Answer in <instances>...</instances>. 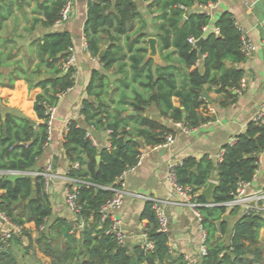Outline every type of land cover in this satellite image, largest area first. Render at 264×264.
I'll list each match as a JSON object with an SVG mask.
<instances>
[{
  "label": "trees",
  "instance_id": "trees-1",
  "mask_svg": "<svg viewBox=\"0 0 264 264\" xmlns=\"http://www.w3.org/2000/svg\"><path fill=\"white\" fill-rule=\"evenodd\" d=\"M217 1L141 0L152 17L154 37L159 42L163 61L159 65L148 57V19L137 0H87V50L106 72L121 78L111 82L107 74L92 72L87 87L91 99L83 100L81 109L84 124L71 121L64 137L63 150L69 161L67 187L76 193L74 221H51L53 208L45 179L26 174L44 153L49 108L56 107L60 96L75 84V68L64 67L72 55V35L67 30L52 29L70 0H37L27 31L32 35L40 25L44 35L30 41L24 54L26 64L22 58L14 60L20 50L14 39L20 37L18 27L14 25L7 37H0V67L11 68L6 76L0 72V86L13 89L15 82L23 79L30 91L42 89L33 104L40 123L28 117L0 115V213L20 228L8 245L2 244L0 235V264H19L14 249L24 248V239L28 242L25 250L35 246L51 264H188L183 256L173 259L169 232L159 231L152 201L145 204L141 214L147 221L152 250L139 245L129 249L114 234L106 233L111 220L101 221V209L113 198L112 188H120L122 174L136 165L144 147L163 145L168 136L175 135L178 123L191 129L214 121L215 115L208 113L210 105L226 108L237 101L239 95L234 88L244 77L237 66L247 56L236 20L230 12H223L215 23L216 34L205 30L212 23L207 12L192 11ZM26 2L0 0V33L15 10L22 9ZM191 38L196 43L204 39L200 51ZM35 59L38 62L33 66ZM42 74L56 78L40 81ZM205 92L220 98L207 100ZM150 107L156 109L161 121L146 115ZM92 131H107L108 145L94 143L89 135ZM263 152L264 123L253 119L244 133L223 147L220 162L204 155L200 159L188 157L175 165V183L182 189L189 188L193 201L201 205L197 209L207 253L196 264H264L260 239L264 213L242 214L237 205L231 204L238 187L254 180ZM10 173L23 174L11 181ZM212 180L217 187L209 203L200 192ZM227 217L237 218L230 232ZM81 222L84 226L77 236L72 231ZM29 223L34 224L36 237L27 227Z\"/></svg>",
  "mask_w": 264,
  "mask_h": 264
},
{
  "label": "crops",
  "instance_id": "crops-1",
  "mask_svg": "<svg viewBox=\"0 0 264 264\" xmlns=\"http://www.w3.org/2000/svg\"><path fill=\"white\" fill-rule=\"evenodd\" d=\"M137 1L141 12L148 19V32L151 37L156 39L157 55L150 57L149 49L148 57L153 58L156 64H163L159 42L154 37L155 30L151 25L152 17L147 14L145 4L141 0ZM37 4V0H27L22 9L15 10V16L10 18L7 22L8 26L0 33V37L5 38L14 25L18 27L17 34L20 37L15 36L14 39L20 50L14 60L22 58L24 64L27 62L24 54L28 51L30 41H36L44 35V30L40 25L32 35H29L27 31L35 16L34 10ZM70 4L68 19L65 22L57 23L52 29L67 30L72 35L71 56L74 57L75 84L71 90L59 98L54 114L52 139L45 146L44 153L34 169L26 173L36 176L40 171H44L47 165L52 166L53 178L48 191L53 208L51 221L57 218L75 220V213L69 208L66 201L69 161L64 154L63 142L71 121L84 124L81 109L83 100L88 98L87 87L92 72L98 70L107 74L111 82L121 78L119 74L106 72L99 60L93 58L86 48L84 24L87 18V0H70ZM192 11L207 12L211 16L212 23L206 31L213 33H216L215 23L223 12H230L233 15L238 27L255 46V49L247 55L246 61L237 66L244 71L248 85L233 105L226 108L210 105L215 108L214 121L190 132H184L182 128L176 126L174 141L166 148L144 147L142 149V152L145 153L144 161L142 165L125 177L123 204L112 213L120 222V227L125 235V245L131 249L138 245L143 228L147 224L146 220L141 219L145 204L151 200L158 201L169 219L170 253L173 259L183 256L188 264L200 262L199 248L204 242L205 234L190 203L184 196L175 192L169 176L170 166L177 165L188 157L200 159L204 155L219 161L223 147L232 143L237 136L246 131L248 123L259 115L264 102V0H218L211 7H194ZM5 52L7 53V51ZM35 55L36 53H34ZM37 62L38 60L35 59L33 66ZM10 71V67H0V72L5 76ZM1 79L3 78L1 77ZM41 92V88L30 91L23 79L17 80L13 89L0 86V98L2 99L0 115L3 117L7 114L28 117L35 123H40L34 112L33 104L36 95ZM208 95L210 99L219 100L220 98L215 93ZM92 101L94 102V99ZM174 103L179 104L177 99L174 100ZM146 115L162 120L154 107H150ZM95 140L99 146H105L108 143V132L100 133V138ZM2 174L3 172L0 171V175ZM263 188L264 152L258 157L257 170L248 191L256 192ZM227 220L230 232L237 218L227 217ZM28 225L33 226L34 224L29 223ZM6 230L7 224L0 217V235Z\"/></svg>",
  "mask_w": 264,
  "mask_h": 264
},
{
  "label": "built area",
  "instance_id": "built-area-1",
  "mask_svg": "<svg viewBox=\"0 0 264 264\" xmlns=\"http://www.w3.org/2000/svg\"><path fill=\"white\" fill-rule=\"evenodd\" d=\"M213 5H215V4H212L208 7H211ZM202 8H207V7H202ZM70 9H71V4L69 2L68 5L62 11L61 20L58 23L65 22L68 19L69 15H70ZM207 28L205 30H207ZM238 28L240 29V27H238ZM240 31L242 33V50L247 56L255 49V46L246 37V35L243 33L242 29H240ZM217 33H218V29L216 28V34ZM190 42L192 44H195L196 40L191 38ZM86 48H87V44H86ZM73 64H74V57L70 56L68 61L64 65V67L66 69L70 66H73ZM247 85H248V80L245 77H243L239 83V86L234 88V92L238 95H241L243 93V91L246 89ZM72 88H70L69 90H71ZM55 111H56V107H50L49 111H48L49 118L47 120L48 128H47V140H46L45 146H47L52 139L53 120H54ZM208 113L210 115H215V108L212 106H209L208 107ZM254 120L255 121H261L262 123H264V102L261 106V110H260L259 115L256 118H254ZM176 126L182 128V130L184 132H190L191 130L195 129V128L188 129V128L184 127L182 123H178V124H176ZM196 128H198V127H196ZM89 135L93 139L94 143H96V140L91 135V133H89ZM173 141H174V136L170 135L167 137V139L163 145L157 146V147L166 148L170 144H172ZM106 145H108V143ZM157 147H154V148H157ZM144 158H145V153L142 152L138 157L136 165L134 167H132L131 169L125 171L122 174V176L119 179V183H118L120 188H112V190L115 193L113 198L110 201H108L101 209V213H102L101 221L103 222L106 219L111 220L110 228L108 229V231L106 233L114 234L121 244H125V235H124V233L120 227V222L113 216L112 213L116 209H119L123 204V201H124L123 186L125 185L124 184L125 177L128 175V173H130L131 171L136 169L138 166L142 165ZM221 159H222V154L219 157V162L221 161ZM174 167H175V165H171L170 166V172H169L170 179L173 182L174 190L176 193L185 197V199L190 203V206L194 212V215L197 217V219L199 221H201V219H202L201 214L199 213V211L197 209L201 205L198 204L197 202L193 201V196L190 193L191 190L189 188L182 189L175 183ZM38 175H41L45 179V182H46L45 188H46V191L48 192L51 180L53 178L52 166L47 165L46 168L44 169V171L38 173ZM251 186H252V182L241 184L238 187V189L236 190V192L232 194L234 199L231 202V204L237 205L241 209L242 214L250 215V214L264 213V188L262 190H259L256 192H249L248 190H249V188H251ZM73 189L75 190L76 188L73 187ZM66 201H67L69 208L74 213H76V193H75V191L71 192L68 187L66 189ZM151 201L153 203L152 208L154 209V211L157 215V218H158L159 231L169 232V225L170 224H169V219H168V216H167L165 210L162 208L161 204L158 201H156V200H151ZM0 217L7 224V230L1 233V238H2L1 242L3 245H8L9 239L11 238L12 234L13 233H19L20 228L16 225L12 224L11 222H9L1 213H0ZM83 226H84L83 222H81L80 224H77L76 225L77 229L75 231H72V233H75L77 236H79L80 231L83 228ZM204 234H205V232H204ZM138 245L145 250H152L154 247L153 242L150 241L147 237L146 227L143 228L142 236L138 241ZM206 253H207L206 247H205L204 242H203V244L199 248V254L201 256H205Z\"/></svg>",
  "mask_w": 264,
  "mask_h": 264
},
{
  "label": "water",
  "instance_id": "water-1",
  "mask_svg": "<svg viewBox=\"0 0 264 264\" xmlns=\"http://www.w3.org/2000/svg\"><path fill=\"white\" fill-rule=\"evenodd\" d=\"M204 39H200L199 41H197L196 43V46L198 48V50L200 51V46L202 44ZM148 44H149V49H150V53H149V56L150 57H153V56H156L157 55V47H156V39L153 38V37H149L148 38ZM104 54V51H102L101 55ZM199 56H201V53L199 52ZM62 74H59L58 77H61ZM56 76L55 75H49V76H45V75H42L40 77V80H45V79H55ZM204 96L207 100H210V97L209 95L205 92L204 93ZM130 114H134L133 112H131ZM91 135L95 138V139H98L100 138V133L96 132V131H92L91 132ZM99 161V158L97 159ZM23 173H10L9 176H8V179L11 180V181H14L18 178L21 177ZM217 187V182L215 181H210L208 183V185L200 192V195L205 198V200L207 202H212L213 200V192L214 190L216 189Z\"/></svg>",
  "mask_w": 264,
  "mask_h": 264
},
{
  "label": "rangeland",
  "instance_id": "rangeland-1",
  "mask_svg": "<svg viewBox=\"0 0 264 264\" xmlns=\"http://www.w3.org/2000/svg\"><path fill=\"white\" fill-rule=\"evenodd\" d=\"M27 227L32 229V236H37V230L35 229V226H29L27 224ZM260 239L262 242V245L264 247V230H261L260 233ZM25 247L28 245V242L26 239H24ZM24 248H15L14 251L17 255V259L19 264H51V260L46 257L38 248L35 246L30 248L29 250H25ZM196 264V263H195Z\"/></svg>",
  "mask_w": 264,
  "mask_h": 264
}]
</instances>
